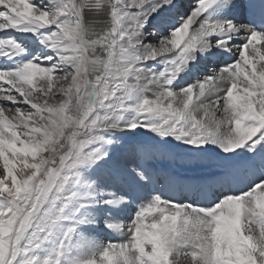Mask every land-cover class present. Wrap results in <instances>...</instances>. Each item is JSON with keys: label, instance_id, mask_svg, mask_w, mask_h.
I'll use <instances>...</instances> for the list:
<instances>
[{"label": "snow or ice", "instance_id": "obj_1", "mask_svg": "<svg viewBox=\"0 0 264 264\" xmlns=\"http://www.w3.org/2000/svg\"><path fill=\"white\" fill-rule=\"evenodd\" d=\"M181 6L0 0V264H264V0ZM163 147L217 172L161 186Z\"/></svg>", "mask_w": 264, "mask_h": 264}, {"label": "rangeland", "instance_id": "obj_2", "mask_svg": "<svg viewBox=\"0 0 264 264\" xmlns=\"http://www.w3.org/2000/svg\"><path fill=\"white\" fill-rule=\"evenodd\" d=\"M182 2L183 0H181V4ZM145 139V137L141 136L125 137L124 142L115 150L113 164L115 166H127L125 165L126 163L138 159L136 150L137 145ZM152 159L155 161H152ZM147 163L160 167L164 172H171L178 176H192L194 179L196 176H205L208 172L217 170L210 165V162H206L205 160H193L188 155L184 154L182 149L175 147L159 148ZM0 170H2V162H0ZM150 170L153 171L155 169L150 168ZM109 183H113V181H109ZM115 183L117 186L119 185V181H115ZM89 234L101 241H119L121 239L116 237V235H111L101 230H95Z\"/></svg>", "mask_w": 264, "mask_h": 264}, {"label": "bare ground", "instance_id": "obj_3", "mask_svg": "<svg viewBox=\"0 0 264 264\" xmlns=\"http://www.w3.org/2000/svg\"><path fill=\"white\" fill-rule=\"evenodd\" d=\"M188 2V3H187ZM194 2V0H185L184 2H182V6H181V8H179V11L180 12H184V11H187L188 10V8L191 6V4ZM239 2V1H238ZM187 3V4H186ZM184 4H186V5H184ZM184 8V9H183ZM167 16H168V18H172V17H174L175 15H173L172 14V12L171 13H169V14H166ZM93 19H95V18H93ZM197 77L196 76H191V77H189V80H188V82H194V80L196 79ZM129 160V159H128ZM130 161V160H129ZM152 161H155V160H153L152 159ZM206 162H209V161H207V160H205ZM130 163H126L125 165H129ZM123 166V165H122ZM146 167H148L149 168V170H150V168H152V169H155V170H153L152 172H153V174H154V176L157 178V180L159 181V184L161 185V186H163V184H164V179L166 178V177H173V178H175L177 181H179L180 182V184H197V183H202V182H205L206 180H207V178L211 175V174H213V173H216L217 172V170L216 171H210V172H208L205 176L203 175V176H201V177H198V176H196L195 177V179L192 177V176H173L172 174L173 173H171V172H164V171H162L161 170V168L160 167H158V166H153V165H149L148 163L146 164ZM206 177V178H205ZM211 197H208V199H210ZM175 199H177L178 201L179 200H194V199H197V197H195V196H193L190 192H185L184 193V195H181V193H180V191L177 189V190H175ZM205 198L204 197H200L199 198V200L200 201H203ZM116 237H118V238H120L119 236H117L116 235Z\"/></svg>", "mask_w": 264, "mask_h": 264}]
</instances>
